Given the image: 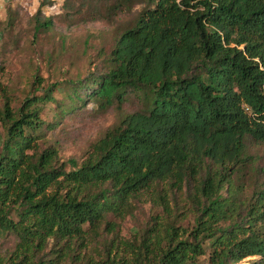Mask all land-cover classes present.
<instances>
[{
	"label": "trees",
	"instance_id": "1",
	"mask_svg": "<svg viewBox=\"0 0 264 264\" xmlns=\"http://www.w3.org/2000/svg\"><path fill=\"white\" fill-rule=\"evenodd\" d=\"M74 83L68 96L83 104L120 106L133 92L141 105L81 161L62 160L38 141L49 90L18 109L3 95L0 235L13 244L0 264H199L207 246L209 264H264V168L248 151L264 146V0H153L103 72ZM142 191L160 210L130 238L116 220ZM188 213L192 226L178 222Z\"/></svg>",
	"mask_w": 264,
	"mask_h": 264
},
{
	"label": "rangeland",
	"instance_id": "2",
	"mask_svg": "<svg viewBox=\"0 0 264 264\" xmlns=\"http://www.w3.org/2000/svg\"><path fill=\"white\" fill-rule=\"evenodd\" d=\"M149 5H153V0H0V104L6 94L18 109L26 97L49 90L51 98L42 103L39 111L44 120L39 144H54L62 160L73 157L81 161L90 144L116 123L121 112L138 109L141 102L131 92L120 106L114 102L102 108L92 99L84 104L72 100L68 93L72 92L74 81L89 80L103 72L119 33ZM37 18L51 22L36 29ZM78 91L82 96L87 93L82 87ZM248 151L256 156L254 164L259 173L264 168V146L249 142ZM246 173L251 175L250 168ZM251 193L250 186L238 197L245 203ZM222 194L226 195L225 188ZM183 201L179 199L180 213L186 211ZM125 208L124 219L116 220V230L130 238L160 210L151 204L147 191L130 199ZM109 218L114 219L112 215ZM178 222L192 226L193 214L178 218ZM12 244L11 237L0 235V253ZM209 253L207 246L199 264H209ZM259 257L249 255L235 264H248Z\"/></svg>",
	"mask_w": 264,
	"mask_h": 264
}]
</instances>
